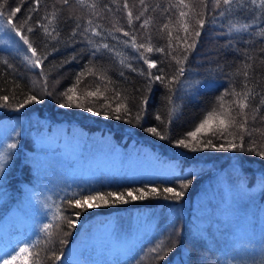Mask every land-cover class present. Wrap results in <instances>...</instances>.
I'll return each mask as SVG.
<instances>
[{"label":"trees","instance_id":"16d2710c","mask_svg":"<svg viewBox=\"0 0 264 264\" xmlns=\"http://www.w3.org/2000/svg\"><path fill=\"white\" fill-rule=\"evenodd\" d=\"M125 0H86V3H95V9L81 7L70 0V6L61 7L56 4L55 0H40L39 10L36 13L30 12L34 7L32 0H7V8L21 7V11L16 14V23L19 25L31 15L33 18L29 24L35 27L36 21L40 20L47 24V19L54 11L59 9L57 19L54 22L59 36L56 40L46 37L42 29L37 28L29 35L34 46L41 55L51 52L52 55L44 62L43 72L47 76V86L53 95H44V81L40 77L41 69L31 68L27 61L16 52L0 49V60H6L12 67L6 64H0V96L8 95L13 97L11 103L15 106L21 102L30 92L38 94L41 98L39 104H29L19 112L9 108H0V121L12 119H26L27 126L23 134H16L12 137L10 143H15V149H8L6 171L1 177V184L6 189V199L0 204V209L11 202L17 204L20 202L22 194L26 186L31 185L34 177L31 164L28 162L27 153L31 149L30 130L34 123L45 122L49 126H61L67 129L79 128L88 132L106 133L117 142L127 144L135 142L148 145L149 148L156 151L161 157L178 162L181 165L194 166V172L181 176L173 177L166 180L145 181L139 180L132 183H110L102 184L98 188H94L101 192H127L137 188L157 187H177L181 182L191 183L185 190L184 196L180 200L165 199L163 193L156 196L147 194L145 199L132 200L128 199V203H112L109 198V204L99 208H86L78 219L75 216L71 218L75 220L76 227L69 229L67 224L54 220L56 210L46 225H53L50 229L53 235L48 237L45 227L41 230L39 236L30 244L21 248L27 249L26 252L20 253V248L12 253L7 259L9 264H33L36 259V253H39L38 259L40 264H63V258L66 250L73 244L79 232L84 227L87 220L96 216H107L110 214L121 215L126 212L160 209L161 212L175 210L177 213L173 219L166 224L160 233L151 240L145 241L133 259L128 264H172L174 261L182 258L183 250H187V264H225L220 256L216 255L215 247L207 246L202 240L190 239L193 225V202L197 196L217 181L220 171H223L222 177L231 185H238L247 188L259 187V201L264 199V191L260 187V177L264 175V160L254 153L248 151H214L206 149L197 152H190L187 149L178 148L175 141L184 137L185 133L194 130L195 126L203 119L206 112L211 110L215 105L217 111L219 106L216 98L224 92L226 88L235 87L237 90L242 88L243 75H235L237 67H241L245 62L253 65L252 82L256 86L257 91L264 92V15L259 9L253 8L250 0H233L230 11H226L224 17L218 16L221 9L212 11V0H207L208 9L205 11L206 24L201 30L200 37L192 36L191 39L196 41V46L188 54V60L185 63L186 77L181 78L183 87L176 85L177 91L173 93L175 104L178 110L173 114L171 123L167 112L164 97L167 90L159 83L153 86L150 100L144 118L141 124L126 123L125 120L106 119L103 115L94 116L90 112H85L81 108L69 107L60 108L58 105L64 102V97L60 95L68 87L72 86L76 80V75L80 72L84 65L91 58L94 63L99 58V65L107 68V74L114 82L109 85L107 90L101 86V91H107L109 96L112 95V87L126 91V94L134 96V101H129L128 106L131 107L133 116L139 110V99L144 90V77L139 75V71L147 70V66L143 61L138 59L137 54L131 47H126L124 42L129 38L124 36L122 32L115 31L116 27L123 28L137 36L139 43H149V38L153 48L162 47L168 50L169 37L167 33L172 32V43L175 46L176 38H183L186 33L184 26L178 21L179 11L171 8L169 12L164 13L162 9L168 8L170 3L175 0H144V6L139 4V0H127L129 10L132 11L133 17L143 12L140 20H134V27L129 28L127 24V12L123 8ZM185 3L192 5L196 11H200L201 5L199 0H184ZM4 4V0H0V5ZM241 5L244 7L242 8ZM147 11H144V8ZM111 9V11H109ZM183 11L191 16V10L184 8ZM95 13V15L93 14ZM71 17V19H69ZM76 17L83 26L88 19L93 20V26L100 25L103 31L102 36L90 37L93 44L90 45L88 40L82 35L73 38L71 33L76 23ZM171 17V19H169ZM144 19H150L147 28H140V24ZM184 24L188 28V32L194 31V20L183 18ZM167 23L168 28L162 29L163 24ZM242 25H248L247 31H236ZM50 26V30H51ZM231 29V31L229 30ZM79 32L80 30L77 29ZM111 33V34H110ZM55 35V33H53ZM90 36V34H89ZM107 43L112 48V52L101 49L96 56H90L94 47ZM130 43V41H129ZM48 45L47 47L45 45ZM55 46L58 51H53ZM143 51V49H141ZM151 59L158 61V67H164L169 72L174 70L175 61L171 57L162 53L153 51L145 53ZM254 57L253 60H246L247 56ZM72 57H76L72 60ZM67 63L66 61H70ZM131 64L137 71H131L129 68L121 64ZM124 72L123 77L120 72ZM155 72L156 70L153 69ZM83 81L76 90L85 103L91 102L94 98L86 97L85 91L95 90L96 86L101 82L94 76L85 74L81 77ZM258 81V84L255 82ZM20 85L16 88L15 85ZM136 89H140L137 92ZM230 99V97H228ZM3 103V101H0ZM255 103V102H254ZM227 107V105H226ZM123 112L124 109H121ZM161 115V121L155 119L156 113ZM250 126L264 129V123L259 118L253 123L251 121V113L249 114ZM158 126L165 132L168 139L160 140L157 136L145 131V128ZM212 131H216L219 127L218 119L208 126ZM201 137L207 138L208 130L199 134ZM249 139L255 140L258 144L264 143V135L259 132L254 133L252 137L245 136V141ZM221 143V141H215ZM86 187L81 190L90 189ZM67 194L66 196H70ZM64 196L58 206L66 209L65 215L79 211L69 207ZM7 202V203H5ZM259 208V205L258 207ZM255 216V215H254ZM264 219V217H263ZM163 220V219H162ZM56 224H60L58 229ZM64 232H68L67 236ZM251 232V229H250ZM65 240L61 244L60 240ZM171 248L169 251L168 248ZM247 247V246H245ZM155 249V251H153ZM53 253L60 256V260L53 258ZM157 253L163 255V259H159ZM16 259L13 260L12 257ZM2 260L0 264H5ZM236 264H264V247L261 254L253 261H241Z\"/></svg>","mask_w":264,"mask_h":264},{"label":"rangeland","instance_id":"374dc122","mask_svg":"<svg viewBox=\"0 0 264 264\" xmlns=\"http://www.w3.org/2000/svg\"><path fill=\"white\" fill-rule=\"evenodd\" d=\"M2 25L0 21V49L30 56ZM26 126V119L0 121V155L7 157L11 138L23 134ZM30 138L27 159L34 177L19 203L9 202L0 209V262L39 236L67 194L102 184L166 180L196 169L167 160L148 145L122 144L106 133L38 122L30 130ZM5 165L0 171V204L7 194L1 184ZM222 173L193 202L190 239L215 247L225 264L249 263L264 247V199L259 201V187L231 185ZM176 213L151 209L89 219L66 250L63 264H128L141 245L157 236ZM187 254L184 249L182 258L172 264H187Z\"/></svg>","mask_w":264,"mask_h":264},{"label":"snow or ice","instance_id":"6c2138e0","mask_svg":"<svg viewBox=\"0 0 264 264\" xmlns=\"http://www.w3.org/2000/svg\"><path fill=\"white\" fill-rule=\"evenodd\" d=\"M34 7L30 9V12L36 13L39 10L40 0H32ZM115 2V0H113ZM247 3V0H245ZM251 5L255 9H259L260 13L264 15V0H250ZM56 4L61 5V7L70 6V0H55ZM75 3L81 7H87L89 9H95L97 5L95 3H86V0H75ZM139 4L144 6V0H139ZM233 0H212V11L215 12L217 9H221L218 12V16L224 17L226 11L231 10ZM199 5H201L200 11H196L195 8L184 2V0H175V3H170L168 8L162 9V12L167 13L171 8H176L179 11V17L181 18L178 23H181L184 26V32L186 35L181 38L177 37V43L174 46L172 43V32L167 33L169 37L168 50L165 51L162 47L153 48L149 38V43H139L137 36L133 35L128 31H124L121 27H116L115 31L122 32V34L129 38V41H125L124 44L126 47H131L138 56V59L143 61V64L147 66L146 71H139V75L144 77V90L143 94L139 99V110L136 111L133 116L131 107L128 106L129 101H134L135 97L126 94V91H121L118 88L112 87V95L109 96L107 91L102 92L101 86H104L107 90L109 85H114V82L107 74V68L103 65H99V58L97 57V62L94 63L90 58L88 63L84 65V68L77 73L76 80L74 84L68 87L65 91L61 92L60 95L64 97V102L59 103L60 108H81L85 112H90L94 116L103 115L106 119H116V120H125L126 123H136L141 124V121L144 118L146 113L148 103L150 100V95L153 89V86L157 83L162 85L167 90V95L164 97L165 106L167 107L169 124L171 123L173 114L178 110V106L175 104L173 93L177 91L176 85H181L183 87V82L181 78L187 79L185 63L188 60V54L196 46V41L191 39L192 36L200 37L201 30L205 27L206 19L205 11L208 9L207 0H199ZM243 8L244 6L241 5ZM124 10L127 12V24L129 28L134 27V20H140L143 16V12L139 15L133 17V13L129 10V5L127 0L123 4ZM184 8H189L191 10V16L188 13L183 11ZM21 11V7L7 8V0H4V4L0 5V21H3V27L7 32L13 34V39L18 38V41L22 42L24 50L26 53L31 55H25L24 59L27 61L28 65L33 69H41L40 77L44 81L43 94L44 95H53L49 91L47 86V76L43 72L44 62L48 59L51 52L41 55L38 49L34 46L32 40L29 38V35L25 34L24 29L26 28L27 33H33L37 28L42 29L46 37H51L52 40H56L59 36L54 22L57 19L59 9L54 11L49 16H45L42 19H47L48 23H42L40 20L36 21L35 27L29 24V21L32 20V16L29 15L21 24L16 23V14ZM111 11V9H109ZM144 11H147V8H144ZM95 15V13H93ZM187 17L189 20H194L195 28L194 31L189 33L187 26L184 24L183 18ZM71 19V17H69ZM79 17H76L75 26L72 29V37L75 38L78 35L84 36L88 40L90 45L93 44V41L90 37L102 36L103 31L100 30V25L96 24L93 26V20L88 19L85 24L82 26L79 22ZM171 19V17H169ZM150 23V19H144L140 24V28H147ZM50 26L51 30H50ZM248 25H242L241 28L236 29V31H247ZM168 28V24L165 23L162 26L163 29ZM77 29L80 31L78 32ZM231 31V29H229ZM55 33V35H53ZM90 34V36H89ZM111 34V33H110ZM48 46L47 44L45 45ZM53 51H58L53 45ZM101 49H105L108 52H112L113 48L107 44L103 43L93 48L90 56H96ZM143 49V51H141ZM153 51L162 53L166 56L172 58L175 61V68L171 72L164 67H158V61L151 59L145 53H152ZM264 52V48L261 49ZM76 57H72V60H75ZM254 57L247 56L246 60H253ZM70 63V61H66ZM261 63H264V59L261 60ZM0 64H6L8 67H12L11 64L6 60H0ZM121 64L124 67L129 68L131 71H137L131 66V64H124L123 60ZM153 69L156 71L154 72ZM252 69L253 65L245 62L241 67H237L235 75H243L242 88L237 90L235 87L226 88L223 93L217 96L216 101L219 106V111L214 105L211 110L206 112L203 119L195 126L194 130L188 131L185 133L184 137L179 138L175 141V145L178 148L187 149L190 152H197L206 149H212L214 151H237L240 152L248 151L249 153H254L264 160V143L258 144L255 140L249 139L245 141V136L252 137L254 133L259 132L261 135H264V129L256 128L250 126L249 114L251 113V121L254 123L257 118L261 123H264V92L257 91L256 86L252 82ZM94 76L101 83L98 84L95 90H86L85 96L94 98L91 102L85 103L79 96L76 95L77 87L83 82L81 77H84L85 74ZM125 73L120 72V76L123 77ZM258 84V81L255 82ZM16 88H19L20 85H15ZM137 92H140V89H136ZM230 97V99H228ZM13 97L8 95L0 96V108H9L13 111L19 112L21 109L25 108L29 104H39L41 103L40 95L32 94L31 92L25 96V98L17 103L15 106L11 103ZM255 102V103H254ZM227 105V107H226ZM121 109H124L122 112ZM218 119L219 127L216 131H212L208 126L213 121V119ZM155 119L161 121V115L159 112L156 113ZM208 130L209 135L207 138L201 137L199 134ZM145 131L157 136L160 140L168 139V136L163 130L158 126H151L145 128ZM221 141V143H216L215 141ZM17 145L15 143H9L7 145L8 149H15ZM7 161V157L0 155V171L4 170V165ZM178 178V177H177ZM191 181L181 182L177 187H164L162 190L157 187L151 188H137L133 190H128L125 192H101L94 188L81 190L79 192H72L70 196H66L65 199L70 208L78 209L74 213H69L65 215L66 209H62L59 206L56 209V214L54 220H59L67 224L69 229L75 228V220L72 219V216H75L76 219L80 217L82 212L86 208H99L101 206H106L109 204V198H111L112 203H128L127 198L132 200H142L146 198L147 194H154L156 196L165 194V199H174L180 200L184 194L185 190L189 187ZM260 187L264 191V175L260 177L259 180ZM127 197V198H126ZM53 225H45V232L48 237H52L53 233L50 229ZM55 227L58 229L61 227L60 224H56ZM69 233L64 232V235L67 236ZM60 243H65V240L61 239ZM170 251L171 248L169 247ZM27 249L20 248L19 252L22 254L26 252ZM155 251V249H153ZM159 259H163V255L157 253ZM39 253H36V259L33 260V264H40L38 259ZM53 258L55 260H60L59 255L53 253ZM13 260L16 259L15 256L12 257ZM5 264H9L5 260Z\"/></svg>","mask_w":264,"mask_h":264}]
</instances>
